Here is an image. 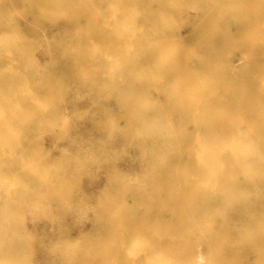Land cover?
<instances>
[{
    "label": "rangeland",
    "instance_id": "1",
    "mask_svg": "<svg viewBox=\"0 0 264 264\" xmlns=\"http://www.w3.org/2000/svg\"><path fill=\"white\" fill-rule=\"evenodd\" d=\"M0 264H264V0H0Z\"/></svg>",
    "mask_w": 264,
    "mask_h": 264
},
{
    "label": "bare ground",
    "instance_id": "2",
    "mask_svg": "<svg viewBox=\"0 0 264 264\" xmlns=\"http://www.w3.org/2000/svg\"><path fill=\"white\" fill-rule=\"evenodd\" d=\"M58 138V137H57Z\"/></svg>",
    "mask_w": 264,
    "mask_h": 264
}]
</instances>
